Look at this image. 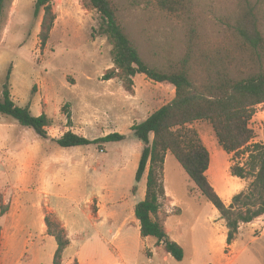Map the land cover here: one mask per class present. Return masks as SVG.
I'll return each instance as SVG.
<instances>
[{"label":"rangeland","instance_id":"374dc122","mask_svg":"<svg viewBox=\"0 0 264 264\" xmlns=\"http://www.w3.org/2000/svg\"><path fill=\"white\" fill-rule=\"evenodd\" d=\"M109 1L147 65L166 70L170 60L184 55L183 22L160 10L155 0ZM191 1L205 46L229 41L247 1L256 7L264 33V0ZM35 3L5 0L0 15V97L9 68L13 62L19 64L16 99L32 106L34 116L45 113L50 120V138L43 139L0 114V206L6 205L8 212L11 207L6 225L18 228L12 264L22 252L21 264H53L58 242L52 233L59 232L69 242L62 264H264V216L241 226L228 245L225 220L171 153L166 157V195L157 219L182 246L184 259L164 262L156 252V238L141 237L134 207L145 198L146 174L140 182L135 176L144 145L131 127L169 103L175 88L144 74L137 75L130 88L119 76L108 79L115 67L113 45L100 34V14L86 0H52L56 20L42 49L44 11L36 16ZM250 70H233L232 75L240 79ZM263 112L264 105L257 106L251 120L253 143L264 144V114L258 115ZM191 127L210 152L208 178L229 206L251 181L232 176L231 166L234 160L246 162L248 155L227 154L208 121ZM67 131L89 139L114 132L126 138L105 143L104 149L97 144L62 148L53 139ZM218 179L231 190L230 200L223 198ZM45 213L50 222L47 235ZM23 242H29L26 251Z\"/></svg>","mask_w":264,"mask_h":264},{"label":"trees","instance_id":"16d2710c","mask_svg":"<svg viewBox=\"0 0 264 264\" xmlns=\"http://www.w3.org/2000/svg\"><path fill=\"white\" fill-rule=\"evenodd\" d=\"M101 18L100 34L107 36L113 45L114 68L108 79L121 77L128 88L133 79L144 74L157 83H169L175 88V97L145 120L132 125L133 136L144 145L135 179L140 182L146 174L145 198L135 206V217L140 223L142 238L154 237L177 261L184 259V249L172 240L157 219L165 197L164 170L166 157L171 153L200 190L225 220L227 244L236 239L241 224L251 223L264 216V145L253 143L255 131L251 120L257 106L264 105V33L261 30L256 7L246 2L236 20L229 41L213 48L205 46L201 23L191 0H155L157 7L175 15L185 26V52L180 59L168 62L166 70L152 68L140 56L137 47L118 22L116 10L109 0H86ZM5 0H0V15ZM43 9L42 31L39 34L41 48H45L54 28L56 16L52 0H36L35 15ZM251 69L243 78L236 79L233 70ZM8 70L0 97V114L15 119L21 126L33 129L49 139L47 114L34 116L30 106L17 105L11 94ZM197 121H208L219 145L227 154L236 158L247 154L246 162L234 160L231 174L251 180L246 190L232 198L227 206L211 184L207 172L211 155L199 132L191 127ZM126 138L118 132L96 139L67 131L53 141L62 148H74L97 144L104 149L108 142H120ZM137 187L133 188L136 192ZM8 212L0 206V215ZM50 229L49 219L45 218ZM50 233V230H48ZM62 232L53 234L58 249L53 264H62V255L69 242ZM1 239V232H0ZM74 264H80L75 262Z\"/></svg>","mask_w":264,"mask_h":264},{"label":"crops","instance_id":"0c3cea01","mask_svg":"<svg viewBox=\"0 0 264 264\" xmlns=\"http://www.w3.org/2000/svg\"><path fill=\"white\" fill-rule=\"evenodd\" d=\"M18 66H19V64H16V63L13 62L12 73H11V78H10V84H11V94H12V98H13L14 102L17 105L22 106L23 104L18 99H16V96H17L16 95L17 94L16 86H17V83H18L17 80H16V76H17L18 71H19V67ZM31 108H32V106H31ZM263 114H264V112L260 113L258 115H263ZM250 126L253 129L252 124H250ZM74 132L76 134H79L77 131H74ZM230 155H232V154H230ZM207 174H208V172H207ZM237 179H240V178H237ZM240 180H243V179H240ZM221 182L222 181H220V179H218V183L220 184V189H221V192H222V196H223L224 199L230 200V194H231L230 192H231V190L227 186H225V184H222ZM51 209L53 210V212H55L57 214L55 209H53V208H51ZM134 209H135V207H134ZM10 211H11V207H10V210H9L8 214H6L4 216L0 215L1 219L4 218V220L0 222V232H1V239H0V264H4V262H7L6 258H8V262L5 263V264H12L13 263L12 257H11L12 256L11 252H12V249L14 247H16L17 242H18V237H17L18 228H8V226L6 225L7 218H9L10 213H11ZM45 217H46V213L43 215V219H45ZM99 222L100 221L95 222V224H97ZM249 224H251V223H249ZM243 225H246V224H241V226H243ZM241 226H240V228H242ZM43 227H44V233L46 235L49 234L48 227L45 226V225H43ZM165 230H166L167 233L168 232L170 233V231L166 227H165ZM146 239H149V238H145V241H146ZM171 239L174 240L173 238H171ZM23 243H25L24 245L26 247V249L24 248L23 251H26L28 249L29 242H23ZM156 244H157L156 248H155L156 252H159L161 254V256L163 257L164 262H170L171 258H173V257L168 252H166V250L164 249L163 245H159L157 243V240H156ZM159 250H162V252H160ZM24 256H25V254H24V252H22L20 257L15 261V264H21V260L24 258ZM79 263L83 264L82 262H79Z\"/></svg>","mask_w":264,"mask_h":264},{"label":"built area","instance_id":"2783aa9c","mask_svg":"<svg viewBox=\"0 0 264 264\" xmlns=\"http://www.w3.org/2000/svg\"><path fill=\"white\" fill-rule=\"evenodd\" d=\"M262 144V143H261ZM264 145V144H263Z\"/></svg>","mask_w":264,"mask_h":264}]
</instances>
